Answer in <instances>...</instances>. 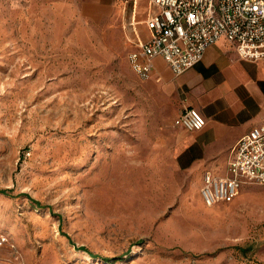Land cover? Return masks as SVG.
I'll list each match as a JSON object with an SVG mask.
<instances>
[{"label":"rangeland","instance_id":"374dc122","mask_svg":"<svg viewBox=\"0 0 264 264\" xmlns=\"http://www.w3.org/2000/svg\"><path fill=\"white\" fill-rule=\"evenodd\" d=\"M130 23L123 2L0 0V264H264V186L204 203Z\"/></svg>","mask_w":264,"mask_h":264},{"label":"built area","instance_id":"2783aa9c","mask_svg":"<svg viewBox=\"0 0 264 264\" xmlns=\"http://www.w3.org/2000/svg\"><path fill=\"white\" fill-rule=\"evenodd\" d=\"M152 13L146 20L150 37L138 38L139 48L130 58L136 72L149 79L151 62L166 60L176 75L200 63L208 48L221 39L234 45L242 59H264V0H150ZM205 117L185 107L175 124L190 132L206 126ZM264 186V123L252 128L232 148L228 173L203 176L201 196L213 207L231 203L245 185Z\"/></svg>","mask_w":264,"mask_h":264},{"label":"crops","instance_id":"0c3cea01","mask_svg":"<svg viewBox=\"0 0 264 264\" xmlns=\"http://www.w3.org/2000/svg\"><path fill=\"white\" fill-rule=\"evenodd\" d=\"M87 1L96 5L123 2L130 10V37L135 50L139 48L138 38L149 39L146 20L152 13L150 0ZM151 65V77L165 91L177 95L182 107L179 115L185 107L194 108L207 122L199 132L180 127L178 166L198 171L202 183L207 171L224 176L212 168L213 163L229 155L245 134L264 123V59H242L233 44L221 39L208 48L200 63L181 75H176L162 57L153 59Z\"/></svg>","mask_w":264,"mask_h":264},{"label":"trees","instance_id":"16d2710c","mask_svg":"<svg viewBox=\"0 0 264 264\" xmlns=\"http://www.w3.org/2000/svg\"><path fill=\"white\" fill-rule=\"evenodd\" d=\"M0 194H3V195H9L10 194V191L6 190V189H0ZM26 197L31 201L33 202L34 204L37 205L38 208L42 207L41 204L37 201H35L33 198H31L29 195H26ZM61 219V218H60ZM78 250L80 251H83V252H86L90 255V257L92 258H99V256L91 253L86 247H78L77 248ZM106 262H110L108 259H104Z\"/></svg>","mask_w":264,"mask_h":264},{"label":"bare ground","instance_id":"6f19581e","mask_svg":"<svg viewBox=\"0 0 264 264\" xmlns=\"http://www.w3.org/2000/svg\"><path fill=\"white\" fill-rule=\"evenodd\" d=\"M137 249V248H136Z\"/></svg>","mask_w":264,"mask_h":264}]
</instances>
